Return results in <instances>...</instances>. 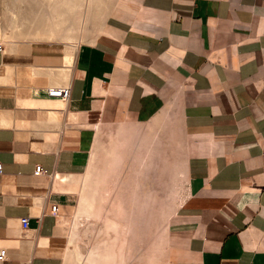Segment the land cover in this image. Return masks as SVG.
Segmentation results:
<instances>
[{"label": "crops", "instance_id": "0c3cea01", "mask_svg": "<svg viewBox=\"0 0 264 264\" xmlns=\"http://www.w3.org/2000/svg\"><path fill=\"white\" fill-rule=\"evenodd\" d=\"M2 12L0 264H66L106 190L177 199L163 264H264V0H114L72 43L6 40Z\"/></svg>", "mask_w": 264, "mask_h": 264}, {"label": "rangeland", "instance_id": "374dc122", "mask_svg": "<svg viewBox=\"0 0 264 264\" xmlns=\"http://www.w3.org/2000/svg\"><path fill=\"white\" fill-rule=\"evenodd\" d=\"M1 1L4 39L72 43L94 39L114 0ZM104 194L82 196L81 214L68 227L66 264H163L166 222L177 199L164 190Z\"/></svg>", "mask_w": 264, "mask_h": 264}, {"label": "built area", "instance_id": "2783aa9c", "mask_svg": "<svg viewBox=\"0 0 264 264\" xmlns=\"http://www.w3.org/2000/svg\"><path fill=\"white\" fill-rule=\"evenodd\" d=\"M48 94L50 96H57V97L67 99L69 97V88L66 87V88H60V89H52L48 91ZM0 172H1V164H0ZM45 173L46 171L43 170V168L40 165L35 167L34 175L38 176L40 174H45ZM51 210L52 212L55 213L57 211V206L56 205L52 206ZM20 224L23 229H26L28 226V218H21ZM5 257H6L5 249H0V261H3Z\"/></svg>", "mask_w": 264, "mask_h": 264}, {"label": "bare ground", "instance_id": "6f19581e", "mask_svg": "<svg viewBox=\"0 0 264 264\" xmlns=\"http://www.w3.org/2000/svg\"><path fill=\"white\" fill-rule=\"evenodd\" d=\"M67 60V59H66ZM68 62V61H67ZM70 63V62H69Z\"/></svg>", "mask_w": 264, "mask_h": 264}]
</instances>
